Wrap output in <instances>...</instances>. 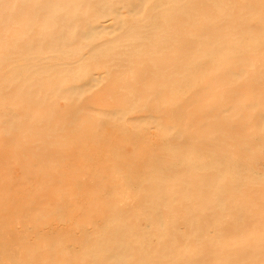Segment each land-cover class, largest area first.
Wrapping results in <instances>:
<instances>
[{
    "label": "bare ground",
    "instance_id": "obj_1",
    "mask_svg": "<svg viewBox=\"0 0 264 264\" xmlns=\"http://www.w3.org/2000/svg\"><path fill=\"white\" fill-rule=\"evenodd\" d=\"M0 264H264V0H0Z\"/></svg>",
    "mask_w": 264,
    "mask_h": 264
}]
</instances>
